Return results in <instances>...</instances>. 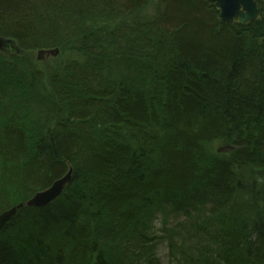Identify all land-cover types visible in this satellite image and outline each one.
Wrapping results in <instances>:
<instances>
[{"label":"trees","instance_id":"16d2710c","mask_svg":"<svg viewBox=\"0 0 264 264\" xmlns=\"http://www.w3.org/2000/svg\"><path fill=\"white\" fill-rule=\"evenodd\" d=\"M255 1L241 24L211 0H0V212L73 169L0 230V264H264Z\"/></svg>","mask_w":264,"mask_h":264},{"label":"water","instance_id":"95a60500","mask_svg":"<svg viewBox=\"0 0 264 264\" xmlns=\"http://www.w3.org/2000/svg\"><path fill=\"white\" fill-rule=\"evenodd\" d=\"M220 11V17L226 22L233 23L238 20L241 24L254 21L261 16L255 0H211ZM264 19V14H263ZM10 41L0 37V49H3ZM38 59L46 56H57L58 48L43 49L39 52ZM234 149L233 145L221 148L220 152H229ZM72 167L68 172L56 179L49 187L36 192L30 199L21 202L0 212V230L13 218L18 210L24 206L46 207L55 201L66 189L72 179Z\"/></svg>","mask_w":264,"mask_h":264},{"label":"rangeland","instance_id":"374dc122","mask_svg":"<svg viewBox=\"0 0 264 264\" xmlns=\"http://www.w3.org/2000/svg\"><path fill=\"white\" fill-rule=\"evenodd\" d=\"M153 8H154V5H148V7H146V8H143L142 9V11H141V13H140V11H139V13H140V16L142 15V16H149L150 15V13L153 11ZM143 13V14H142ZM35 56H36V59L38 60V56H39V53L38 52H36V54H35ZM51 57V56H50ZM49 56H46V57H43V59H42V61L43 62H48V61H51L52 59L50 58ZM228 144L226 143V142H217V143H215V145L213 146V149H212V152L215 154V153H217V154H221L222 152H219L218 150L219 149H221V148H223V147H225V146H227ZM244 173H245V175H247L248 173H247V171H245L244 170ZM159 254H160V258H161V260H162V262H164L165 263V251H164V248H163V246H161L160 248H159Z\"/></svg>","mask_w":264,"mask_h":264},{"label":"bare ground","instance_id":"6f19581e","mask_svg":"<svg viewBox=\"0 0 264 264\" xmlns=\"http://www.w3.org/2000/svg\"><path fill=\"white\" fill-rule=\"evenodd\" d=\"M219 150H220V149H219ZM219 150H218V151H219ZM219 152H220V151H219Z\"/></svg>","mask_w":264,"mask_h":264}]
</instances>
